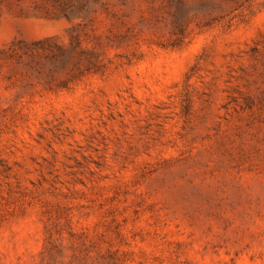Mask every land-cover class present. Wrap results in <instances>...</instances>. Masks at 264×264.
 <instances>
[{
	"label": "rangeland",
	"instance_id": "obj_1",
	"mask_svg": "<svg viewBox=\"0 0 264 264\" xmlns=\"http://www.w3.org/2000/svg\"><path fill=\"white\" fill-rule=\"evenodd\" d=\"M0 264H264V0H0Z\"/></svg>",
	"mask_w": 264,
	"mask_h": 264
}]
</instances>
